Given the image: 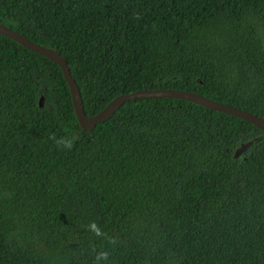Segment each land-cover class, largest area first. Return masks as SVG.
Wrapping results in <instances>:
<instances>
[{
  "label": "trees",
  "instance_id": "trees-1",
  "mask_svg": "<svg viewBox=\"0 0 264 264\" xmlns=\"http://www.w3.org/2000/svg\"><path fill=\"white\" fill-rule=\"evenodd\" d=\"M0 24L61 54L86 116L174 89L264 119V0H0ZM0 264H264V131L173 98L85 131L60 67L0 34Z\"/></svg>",
  "mask_w": 264,
  "mask_h": 264
},
{
  "label": "water",
  "instance_id": "water-1",
  "mask_svg": "<svg viewBox=\"0 0 264 264\" xmlns=\"http://www.w3.org/2000/svg\"><path fill=\"white\" fill-rule=\"evenodd\" d=\"M0 34L15 41L22 47L49 59L50 61L54 62L60 67L63 73V77L67 82L70 90L72 105L76 118L78 120L80 127L85 131H91L97 123L104 122L110 119L125 102L133 101L137 99H143V98H173V99H181L184 101H189L201 105L208 109H212L215 111L226 113L231 116L238 117L244 121L251 123L260 130L264 131V119L260 117H257L243 110L237 109L235 107L223 105L221 103H218L216 101H213L211 99H208L202 95L193 92L174 90V89L141 90L125 95H120L114 98L103 110H101L96 115L86 116V114L84 113V108L78 86L70 75L67 62L58 51L40 46L32 42L31 40L27 39L25 36L21 35L17 31L2 24H0ZM42 105H43V97H40L39 106L42 107ZM249 145L250 142L244 144L241 148H239L235 152V156H240L241 153L245 151Z\"/></svg>",
  "mask_w": 264,
  "mask_h": 264
},
{
  "label": "clouds",
  "instance_id": "clouds-1",
  "mask_svg": "<svg viewBox=\"0 0 264 264\" xmlns=\"http://www.w3.org/2000/svg\"><path fill=\"white\" fill-rule=\"evenodd\" d=\"M50 139L55 140V142L58 146L62 145L63 147L71 150V148L73 147L77 137L73 136L71 139H69L68 137L56 138L55 136H52V137H50ZM91 227H92V230L95 231L97 236L102 234L98 229H96L94 224L91 225ZM109 242L115 243V240L110 239ZM101 257H103V259L107 260L108 259V253L107 252L98 253L96 259L99 260Z\"/></svg>",
  "mask_w": 264,
  "mask_h": 264
}]
</instances>
